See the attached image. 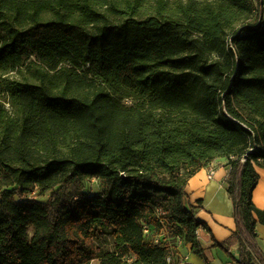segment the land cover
<instances>
[{
  "label": "trees",
  "instance_id": "trees-1",
  "mask_svg": "<svg viewBox=\"0 0 264 264\" xmlns=\"http://www.w3.org/2000/svg\"><path fill=\"white\" fill-rule=\"evenodd\" d=\"M154 1L111 22L88 4L0 0V264H183L182 244L200 256L185 189L221 160L235 230L214 245L264 264L262 16L255 0ZM91 179L100 192L83 191Z\"/></svg>",
  "mask_w": 264,
  "mask_h": 264
},
{
  "label": "crops",
  "instance_id": "crops-1",
  "mask_svg": "<svg viewBox=\"0 0 264 264\" xmlns=\"http://www.w3.org/2000/svg\"><path fill=\"white\" fill-rule=\"evenodd\" d=\"M217 164L221 165L217 168ZM226 162L221 160L208 167L202 168L193 175L186 185L185 204L194 212L197 221L205 227H200L197 240L201 248V255L191 251L188 244L179 247L183 264H238L239 253L236 245L230 246L226 254L214 243H224L235 230L232 202L226 191V177L228 169ZM258 183L252 192V203L259 210L264 211V168L255 167ZM209 171L212 177L209 178ZM257 245L264 255V226L257 224L255 228Z\"/></svg>",
  "mask_w": 264,
  "mask_h": 264
},
{
  "label": "rangeland",
  "instance_id": "rangeland-1",
  "mask_svg": "<svg viewBox=\"0 0 264 264\" xmlns=\"http://www.w3.org/2000/svg\"><path fill=\"white\" fill-rule=\"evenodd\" d=\"M40 1H44L46 3H48L47 5H52V7L58 9L60 12H65L67 8L71 7V2H77L79 4H88L90 5L92 8L97 9L100 13H105L108 16V19L111 22H117L118 18H116L114 16V14L112 12H110V10L112 8H115L117 10H126L129 7H136L137 9H139V11L141 12H145L147 10H151L152 8H154L155 5V1L154 0H40ZM176 0H168V4L170 6L174 5ZM183 2H185L186 0H182ZM256 6H257V10H258V17L262 16L261 21L262 23L264 22V0H256ZM1 8V7H0ZM261 11V13L259 12ZM37 12H39L40 16L44 19H50L52 17V12L50 11V9H45L44 7H38L37 8ZM260 18V17H259ZM0 21H2V16L0 15ZM34 59L33 56L28 57L24 56L23 58V66L26 67L29 63L30 60ZM10 77L15 76L17 77L18 74H16L15 72H10L8 74ZM125 104H127V102H125ZM85 193H89V194H93V193H98L101 191V187L100 184L97 180L95 179H91L88 180L84 183V190ZM35 198L36 201H41L44 202L48 199V194L41 196V197H33ZM17 201H19V199L16 198ZM31 198H28L27 201H31ZM29 236L31 237L32 234V229L30 228L28 231ZM108 240V244L105 245V247H109L110 246V242L109 239ZM91 264H100L99 260H94L92 261Z\"/></svg>",
  "mask_w": 264,
  "mask_h": 264
},
{
  "label": "built area",
  "instance_id": "built-area-1",
  "mask_svg": "<svg viewBox=\"0 0 264 264\" xmlns=\"http://www.w3.org/2000/svg\"><path fill=\"white\" fill-rule=\"evenodd\" d=\"M255 2H256V0H255ZM257 7V6H256ZM260 13H261V11H259ZM242 161H244V159H242ZM208 177L209 178H211L212 177V171H209V175H208Z\"/></svg>",
  "mask_w": 264,
  "mask_h": 264
}]
</instances>
